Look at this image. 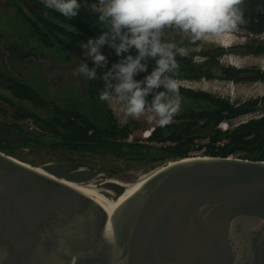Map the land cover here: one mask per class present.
<instances>
[{
    "label": "water",
    "instance_id": "water-1",
    "mask_svg": "<svg viewBox=\"0 0 264 264\" xmlns=\"http://www.w3.org/2000/svg\"><path fill=\"white\" fill-rule=\"evenodd\" d=\"M48 169L74 181L89 174ZM0 264H264V162L178 160L110 216L86 195L0 154Z\"/></svg>",
    "mask_w": 264,
    "mask_h": 264
},
{
    "label": "rangeland",
    "instance_id": "rangeland-1",
    "mask_svg": "<svg viewBox=\"0 0 264 264\" xmlns=\"http://www.w3.org/2000/svg\"><path fill=\"white\" fill-rule=\"evenodd\" d=\"M6 1L10 5L8 8L9 10H6L5 8L2 9L0 6V12H2V16H0V24L6 27L3 29H9L11 28L9 26L13 25L15 28L21 29L20 31H24L18 32L17 34L21 37L25 44L32 46L35 41L39 42L32 36L30 25L26 22L27 19H37V16L31 12L28 6L35 9L39 15L46 16L49 19H51V17L47 16L43 9L26 2L25 0ZM225 37H228L229 39H238V41L240 40V44L236 43L233 47L227 48L215 42L202 43L201 41H196L195 43H192L187 37H181L175 32L170 33V39H179L182 42L190 43L183 47L185 49L183 56L192 58L197 65L204 64L210 57L219 64V68L212 67L210 72H208L212 79H201L198 81L177 79L179 81V87L186 88L182 86V83L185 82L194 85L209 83L212 85V89H222L216 91L215 94L210 92L209 94L228 100L235 105L264 98V94L258 91L259 88L264 89V80L254 82L250 80L253 78V74H249L241 77L239 82H232L225 79V74L221 71V67H238L237 69H248L254 71V73H263L264 69L262 65L264 64V53L255 54L250 52V50L254 51L255 48L264 45V33L259 36H255L238 26L236 31ZM40 45L42 44L40 43ZM247 48H249V50ZM48 53V58L53 62V65L50 67H47L46 64L41 63L38 65L35 63L33 59L30 58L32 55L31 53H25L24 57V59L28 60L30 65L36 66L35 68L38 67V69H40V74L31 76L36 79V82L33 80L30 82H33L32 89L34 94L37 95L40 101L48 103V107L39 108L32 102L21 103L20 101H17L16 103L19 106H23L27 111H33L36 116L42 119H51V112L54 107H58L61 110H67L72 113H78L98 125L105 124V122H107V118L111 115L114 117L119 127L128 128L129 134L127 143H130L134 147L133 152L141 153L142 158L140 160H126L115 157L111 154L96 155L65 148H53L49 144L45 145V147L33 146V148H29V151L8 148L9 145L14 147L19 142L5 145L4 147L6 148H0V154L18 159L24 162L27 166L34 168L39 166L50 168L54 166L67 165L72 169L69 174L89 173L92 180L108 178L130 183L137 181L142 176L150 174L155 170L167 166L170 161L176 162L180 160L173 158L168 153V147L174 146V144L169 140L170 134L185 129V126H183L184 124L181 121L173 119V123L168 125L160 134L157 135L155 139L146 138V133L152 131L154 132V130L159 127L155 123L149 124L146 117H141L138 120L125 117V115L120 111L119 104L100 100L99 94L101 91L99 90L93 97H91L88 94V84L90 80L86 77H82L80 74L67 77H61L59 74H54L52 76L44 74L45 68L48 73L55 69L61 70L62 72L76 69L80 64L79 60L86 62L84 49L73 44H71L70 49H65L57 45L55 48H52L51 51H48ZM204 53L206 54L204 55ZM44 56L45 55L42 54L41 57ZM237 58L240 61L237 60ZM254 59L259 60L260 62L255 64ZM90 60L91 58H88L87 63ZM234 63L238 66H234ZM5 78H8V80ZM13 78L14 77L11 73L5 69H0V98L5 100L13 99V95L10 91V82L13 84L15 81ZM196 91L199 92L204 90L196 89ZM191 107L192 104L190 101L182 99L180 111H187ZM262 115H264V101L259 105L258 112L256 114L242 116L235 120H225L219 126V131L223 134L222 137H224L225 134H227V131L232 130L240 123L248 121L252 118H258ZM4 119L5 120H3V118L1 119L3 122L0 120V126L11 127L7 124L11 123V121L7 118ZM198 123L199 126L204 125L202 120H199ZM196 129L197 130H192L193 146H185L186 149H190L189 156L191 158L204 157L203 154L206 152L207 145L209 144L213 133L210 127H202L201 129L197 127ZM17 130L29 135L23 130ZM219 145L220 144L216 145V147ZM257 156H251L250 159H245L242 156H234L232 158L253 161V159Z\"/></svg>",
    "mask_w": 264,
    "mask_h": 264
},
{
    "label": "trees",
    "instance_id": "trees-1",
    "mask_svg": "<svg viewBox=\"0 0 264 264\" xmlns=\"http://www.w3.org/2000/svg\"><path fill=\"white\" fill-rule=\"evenodd\" d=\"M27 1L43 9L47 16L51 17L49 19L46 16L39 15L35 9L28 6L31 12L37 16L36 20H26L32 30L31 34L47 48L52 49L59 45L65 49H70L71 44L80 47V43H87L90 38H97L105 28L104 25L99 23L97 14L92 12L90 7L82 6L77 17L68 19L56 11L46 8L42 0ZM94 2L95 0H86L87 5ZM81 3L84 5L85 0H81ZM244 19L245 23L239 25L241 29L255 36L264 33V0H245ZM71 27L77 31H72ZM176 41L182 47L190 44L179 39ZM247 49L249 50V48ZM250 52L255 54L264 53V45L255 48L254 51L250 50ZM102 53L107 57L108 63L104 69L98 70L97 76L100 79H102L100 75L103 71H107L113 64L123 58L118 57L115 51L107 45L102 48ZM130 54L135 56L137 53L133 49ZM176 60L180 65L176 79L180 80L198 81L201 79H212L208 72H210L212 67L219 68L218 62L211 57L202 65H197L192 58L183 55H177ZM88 64L91 67L94 66L92 60ZM154 67L155 61L151 60L148 72L138 74L136 79L143 80ZM221 71L225 74L224 78L232 82H239L241 77L249 74H253V78L250 80L254 82L264 80V72L254 73V71L248 69L224 67H221ZM103 86V82L95 79L90 80L88 94L93 97L98 90H102ZM10 91L13 99H8L7 101L18 108L16 117L20 119L36 118L41 124L42 132L29 134L24 141L19 142L14 147L9 145L8 148L16 149L18 146L25 148H33V146L45 147V145L49 144L53 148H65L96 155L111 154L126 160H140L142 158V154L133 152L134 147L127 143L128 128L119 127L111 115L107 118L105 124L98 125L78 113L54 107L51 112V119H42L36 116L33 111H27L23 106H19L16 103L17 101H26L34 103L39 108L48 107V103L40 101L29 85L14 81ZM160 91H163V89H160ZM179 93L184 100L191 102L192 107L187 111H180L173 118L181 121L184 124L183 126H185L184 130L171 133L169 136V140L174 146L168 147V153L173 158L180 160L191 158L189 156L190 149H186L185 146H193L192 130H197V127L199 129L210 127L213 133L203 156L214 158L242 156L245 159H250L251 156L255 157L258 155L253 161L264 162V115L240 123L232 130L227 131L224 137L219 131V126L225 120H235L242 116L256 114L264 98L235 105L228 100L216 97L205 91L198 92L179 87ZM147 99L150 102L152 95H149ZM199 120L204 122L203 126H199ZM165 128L159 127L155 129L149 138L155 139ZM218 144L220 145L216 147ZM0 148L6 147L0 146Z\"/></svg>",
    "mask_w": 264,
    "mask_h": 264
},
{
    "label": "clouds",
    "instance_id": "clouds-1",
    "mask_svg": "<svg viewBox=\"0 0 264 264\" xmlns=\"http://www.w3.org/2000/svg\"><path fill=\"white\" fill-rule=\"evenodd\" d=\"M42 2L68 19L77 17L82 6L97 14L105 28L97 38L80 43L86 62H81L73 74L94 80L98 70L107 66V57L102 53L107 45L123 58L100 75L105 81L100 100L119 104L127 118L146 117L149 124L161 128L173 123L183 99L176 79L180 68L176 57L185 49L169 38L170 33L187 37L192 43L220 40L245 23V0H95L90 5L86 0L84 5L81 0ZM71 30L77 31L73 27ZM133 49L135 56L130 54ZM88 58L94 65L91 69ZM151 60L155 61L153 70L137 80L138 74L148 72Z\"/></svg>",
    "mask_w": 264,
    "mask_h": 264
},
{
    "label": "bare ground",
    "instance_id": "bare-ground-1",
    "mask_svg": "<svg viewBox=\"0 0 264 264\" xmlns=\"http://www.w3.org/2000/svg\"><path fill=\"white\" fill-rule=\"evenodd\" d=\"M233 38L229 39L228 37H223L220 40L209 39V40L201 41V42L202 43L215 42V43H219L223 47L231 48L236 43L240 44V40L238 41V39L236 40ZM237 60H239V59L237 58ZM254 62H255V64H258L260 61L255 60ZM234 66H238V65L234 63ZM242 67H244V66H242ZM242 67H239V68H242ZM262 67L264 69V64L262 65ZM218 85H219V83H218ZM182 86H184L188 89L195 90V91H196V89H202V90L207 91L208 93L210 92L212 94H215L216 91L222 90L221 88L212 89V85L209 83H206L203 85H194V84H190V83L188 84L187 82H185V83H182ZM258 91L264 94L263 88H259ZM152 132L146 133L145 137L146 138L150 137ZM18 161H20V160H18ZM20 162L25 164L22 161H20ZM173 163L174 162L170 161V163L168 165H172ZM165 167H162L158 170H155L154 172H152L150 174L142 176L135 183H127V182H123L120 180L108 179V178L99 179V180H92L90 174H87L88 177H86V178L74 181V180L68 179L67 177L56 176L50 171V169L43 167V166H39L35 169H37L39 172H41L45 175H48L54 179L59 180L63 184H65V185L77 190L78 192L86 195L87 197L93 199L96 203H98L108 213V215L111 216V215H114L115 211L119 208V206L122 205L128 198H130L135 192H137L150 177H152L155 173H157L158 171H160L161 169H163ZM116 187L121 188V190H118Z\"/></svg>",
    "mask_w": 264,
    "mask_h": 264
},
{
    "label": "crops",
    "instance_id": "crops-1",
    "mask_svg": "<svg viewBox=\"0 0 264 264\" xmlns=\"http://www.w3.org/2000/svg\"><path fill=\"white\" fill-rule=\"evenodd\" d=\"M0 6L2 9L9 10V4L6 0L0 1ZM2 16V12H0ZM15 25V24H14ZM8 27V26H7ZM11 27V28H9ZM9 29L4 30L5 26L0 24V69H5L11 73L7 68V62L10 64V67L14 71L11 73L15 81H19L23 84L29 85L33 88V82H36L35 78L31 76L40 74V69L35 68L36 66L30 65L27 59H24L25 53H31L30 58L33 59L35 63L40 64L39 61L42 59L50 61L48 58V51H51L50 48H47L43 45H40L39 42L31 45L25 44L21 37L17 34L21 29L15 28L13 25L9 26ZM45 55L44 57H41ZM38 80V79H37ZM26 102V101H20ZM28 136L17 129L11 127L0 126V146H5L13 143H18L24 141Z\"/></svg>",
    "mask_w": 264,
    "mask_h": 264
},
{
    "label": "built area",
    "instance_id": "built-area-1",
    "mask_svg": "<svg viewBox=\"0 0 264 264\" xmlns=\"http://www.w3.org/2000/svg\"><path fill=\"white\" fill-rule=\"evenodd\" d=\"M8 80V78H5ZM10 86H12V83L10 82ZM18 108L11 103H9L7 100L0 98V120L3 118H7L11 121V123H7L11 127H14L19 130H23L27 134H37L41 133V124L37 121L36 118H26V119H20L17 118ZM2 121V120H1ZM3 122V121H2ZM149 138V137H148ZM16 149L29 151V148L18 146Z\"/></svg>",
    "mask_w": 264,
    "mask_h": 264
},
{
    "label": "flooded vegetation",
    "instance_id": "flooded-vegetation-1",
    "mask_svg": "<svg viewBox=\"0 0 264 264\" xmlns=\"http://www.w3.org/2000/svg\"><path fill=\"white\" fill-rule=\"evenodd\" d=\"M48 61V60H47ZM80 61V63L81 62H84V61H82V60H79ZM50 63L48 64L47 62H40V64L42 63V64H46L47 65V67H50L51 65H53V62L52 61H49ZM89 67H90V69L92 68L90 65H88ZM77 69V68H76ZM75 70V69H74ZM53 71H56V69L55 70H52L51 72H47V69L45 68V70H44V74L45 75H48V76H52V75H54V74H57V73H53V74H50V73H52ZM103 83H105V82H103Z\"/></svg>",
    "mask_w": 264,
    "mask_h": 264
}]
</instances>
